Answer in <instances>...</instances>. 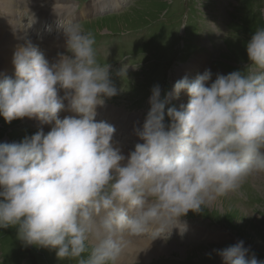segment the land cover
<instances>
[{
  "label": "clouds",
  "instance_id": "1",
  "mask_svg": "<svg viewBox=\"0 0 264 264\" xmlns=\"http://www.w3.org/2000/svg\"><path fill=\"white\" fill-rule=\"evenodd\" d=\"M58 27L66 52L50 61L27 39L13 53L14 78L0 72L5 121L51 126L0 143V228L16 227L25 247L77 264H118L129 237L183 232L180 218L189 211L264 173V28L247 42L246 70L214 82L205 70L163 97L154 86L145 122L134 129L143 143L125 156L114 146L115 127L96 120L97 108L118 95L111 66L98 63L95 37L79 22L66 18ZM182 93L186 104L166 108ZM65 110L74 115L61 119ZM214 251L223 264H264L243 240Z\"/></svg>",
  "mask_w": 264,
  "mask_h": 264
},
{
  "label": "rangeland",
  "instance_id": "2",
  "mask_svg": "<svg viewBox=\"0 0 264 264\" xmlns=\"http://www.w3.org/2000/svg\"><path fill=\"white\" fill-rule=\"evenodd\" d=\"M24 1L10 0L17 6L13 19L7 12L1 11L0 16L11 19L10 22L29 39L43 43L53 38L52 45L61 39L59 37L64 38L59 28L53 30V35L46 33L42 36L44 39L31 37L28 26L36 14L44 15L42 17L61 14L62 19L71 15L73 22H79L84 31L93 33L97 39L110 32L117 35L109 37L115 42L110 51H102L100 44V51H96L97 61L101 65L109 64L110 71L114 68L113 64L122 58L129 57L131 63H127L126 75L123 77L116 74L120 69L115 71L113 82L118 95L106 98V104L120 112L121 121L124 120L122 113L136 117L134 126L141 125L140 128L150 110L149 100L154 86H160L163 97L172 91L180 71L190 63L204 64L213 73V82L217 74L227 75L233 71L246 70L251 65L246 50L247 42L257 28H264V0H122L120 6L114 9L109 6L114 0H36V8L30 11L26 7L31 5V1L26 0L25 6ZM148 2L155 3L156 7L160 4L159 12L150 8ZM101 3H105L107 8L85 12L86 8L94 5V9L95 5ZM126 8L128 10L125 12L112 13ZM0 9H4V3L0 4ZM139 9L141 14L138 18L122 19V15L127 17L130 12L133 15ZM96 19V23L91 22ZM81 20L87 21L81 24ZM134 31H139L137 39L135 35L126 38L119 36ZM40 49L47 53V48ZM59 52H66L65 45ZM54 53H58V50ZM104 53L105 56H102ZM212 54L214 59L210 60ZM2 59L0 55V61ZM253 68L250 67L249 71ZM187 102V94L182 93L174 105L179 107ZM122 123L120 126L126 130L123 134L125 141L123 144L115 142L128 155L131 151L128 147L132 148L130 145H133L132 132L127 128L129 122ZM42 126L39 120L27 121L26 117L8 123L0 115V143L21 142ZM255 175L249 177L236 192L218 197L198 213L189 211L181 217L180 224L193 225L192 232L167 237L175 241L183 239L177 241L183 247L174 244L167 250L158 245L160 249L150 251L147 260L138 264H223L222 258L214 250L241 240L250 249L249 257L255 254L258 260L264 261V173ZM199 231L203 234H197ZM171 243L174 242L171 240ZM0 264L77 262L59 260L55 250L25 247L17 238V228L9 227L0 228Z\"/></svg>",
  "mask_w": 264,
  "mask_h": 264
},
{
  "label": "bare ground",
  "instance_id": "3",
  "mask_svg": "<svg viewBox=\"0 0 264 264\" xmlns=\"http://www.w3.org/2000/svg\"><path fill=\"white\" fill-rule=\"evenodd\" d=\"M30 1H31V5L26 7V9L28 11H30L31 9L32 10L35 9L37 4H38V3H36V0H30ZM3 3H4V9H2V10L0 9V13H1V11L2 12H7V13L11 14V16L13 17L15 11H17V6L15 5L16 3L15 2L11 3L10 0H2V2L0 4H3ZM26 4L27 3H26V0H25L23 2V5L25 6ZM120 4H121V0H114L111 4H109V6L111 8H117V7L120 6ZM147 4H151V5H149V7L154 9L156 11V13H158L159 10L161 9V6H160L159 3H158L159 5H157L158 7L155 6V3L153 4V3H149L148 2ZM105 8H107L106 4L105 3H101V4L95 5V8L91 9V11H93L95 9L99 10V9H105ZM38 11H39V9L36 11V13ZM139 11H140V9L137 10L136 13H133V15H131V12H130L129 13L130 15H127V17H124L122 15V17H123L122 19L123 20L131 19L132 20V19L138 18L140 16V14H141V13H139ZM51 17L55 18L56 16L52 15ZM58 17L62 18V16H60V15H58ZM119 17H121V16H119ZM113 19H116V18H113ZM10 20L11 19H9V18L3 19V17L0 16V55L3 56L2 61H0L1 62L0 63V72H6L9 76H12L14 78L15 69H14V66L12 64L13 53L16 50L17 46L24 44L25 41L27 39H29V38H27L24 35H22V33L20 32L21 30L19 29V27L18 28L15 27L10 22ZM97 21H98V19H96L95 21H91V22L92 23H96ZM5 25H7V27ZM136 28H138V27H136ZM21 29H22V27H21ZM132 29H134V28H132ZM59 38H61V39H58L52 45H51V43L54 40L53 38L48 40L47 42L45 41L43 43L38 42L37 40H34V39H30V40L35 45H37L39 48H41V47H43L44 49L47 48L46 56H47V58L50 61H52V60H54L56 58L55 54H57V53H54V51L58 50V52H59V51H62L64 49V44H63L64 43V38H62V37H59ZM236 40H237V37H236ZM61 44H63V45H61ZM3 60L5 62H3ZM198 67L199 66H197V63L196 64L190 63L189 66H185L183 68V70L180 71L178 77L176 78V81H178V80H180V79H182L184 77H187L189 80L195 79L197 77L195 75V71L196 70L198 71V69H197ZM184 74H185V76H184ZM192 75H193V78L191 79L190 77ZM63 94H64L63 91H61L60 95H63ZM65 105H66V108H67V101H65ZM114 112L116 114L117 121L119 122V127L114 123V120L112 119V118H115L114 117ZM59 115H60V118L62 119L65 116L74 115V113H71V112L65 110V111H62ZM119 115H120V112H117L113 107L108 106L107 104H105L104 106L97 108L96 120L98 122L99 121H105V122L113 125L115 127L116 131L121 132L125 128L121 127L120 125H123L122 122H125L126 116H125L124 120L121 121L119 119ZM26 120L27 121H31V120H36V119L35 118L26 117ZM135 121H136V117L133 116L129 120V123H128V126H127V128H129V130L132 132V138H133V141H134V144L130 145V146H132V148L128 147V149L131 150V151L135 150V145L137 143H143V141H141L139 139V137L135 134V130H134L136 128L134 126V122ZM42 127H43V130H44L45 133L51 130V126L50 125H43ZM116 131H115V134H114L113 142H114V146L120 147L115 141L119 142V144H123V141H122V138L119 137L120 133H118ZM125 132H126V130H125ZM124 146L127 147L126 144H124ZM122 153L124 154L123 151H122ZM124 155L127 156L126 154H124ZM192 226L193 225H191V224H188L186 226V230H185L186 234H190L192 232L191 231V229H193ZM179 230H181V229L175 227V228H173L171 230V232L168 235H172V236H174L175 234L177 235V234H179ZM197 234H203V232L199 231ZM216 238H218V235H216ZM128 240H129L128 246L125 249V251L122 253L121 257L119 258L118 264H138L139 262L141 263V262L147 260V257H148V254H149L150 251H153L154 249L155 250L160 249L158 245H161L163 249L167 248V250L170 249L172 246H174V244H177L178 247H183V245L179 246V242H177V241H181L183 239L175 241V239H171L169 237H167V238L160 237V238H157V239L153 240V237L151 235H144V236H138V237H129ZM171 240L174 243H171ZM184 246L186 248H188L185 244H184Z\"/></svg>",
  "mask_w": 264,
  "mask_h": 264
}]
</instances>
